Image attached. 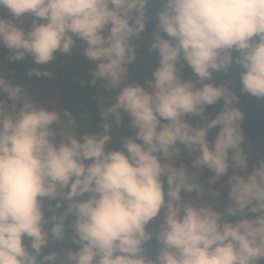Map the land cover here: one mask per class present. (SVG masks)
I'll use <instances>...</instances> for the list:
<instances>
[{"label":"clouds","instance_id":"1","mask_svg":"<svg viewBox=\"0 0 264 264\" xmlns=\"http://www.w3.org/2000/svg\"><path fill=\"white\" fill-rule=\"evenodd\" d=\"M149 2L0 0L11 17L0 16L8 59L46 65L79 40L103 104L101 130L78 133L70 111L0 75V264L264 261V155L253 161L245 150L238 95L213 80L235 64L240 91L264 99V0H161L149 44L158 64L139 82L129 79L132 40L145 29ZM26 14L28 27L16 22ZM218 101L210 117L206 108ZM124 114L134 134L107 148ZM182 153L192 171L178 163ZM221 185L228 202L218 209ZM45 199L66 204L46 217ZM69 215L77 247L45 251L50 238L65 239Z\"/></svg>","mask_w":264,"mask_h":264},{"label":"rangeland","instance_id":"2","mask_svg":"<svg viewBox=\"0 0 264 264\" xmlns=\"http://www.w3.org/2000/svg\"><path fill=\"white\" fill-rule=\"evenodd\" d=\"M161 4V0H150L149 4L146 6V16L149 18L150 13H153V9ZM157 10L155 14L158 12ZM0 16L4 18H11L10 13L6 8H0ZM156 17V16H155ZM31 17L27 14L21 18V20L16 21L21 23L23 26L28 27L31 24ZM147 20V19H146ZM132 42L136 45V61L134 64L129 65V79L142 82L146 77H151V72L154 67L158 64V54L154 50L149 49V44L144 46L139 45L136 37L133 38ZM84 45L81 44L79 40L73 45L71 53H60L57 52L52 61L46 65H36L33 63L30 56H26L23 60H9L8 50L6 48H0V75L5 76V78L24 83L25 87L30 93L35 94L41 101V103H48L49 101L54 102L55 107L58 109H67L73 116L77 117V132L82 133L85 131H100V125L97 128L91 127L90 123L87 122L86 115L82 116V105L80 100L73 96V84H78V87L86 90L89 94L97 99L96 85L89 83L90 72L95 67L94 62L90 61L83 54ZM9 66H13L9 69ZM32 68H42L51 73L50 76L38 78L35 75H29V71ZM9 71H6L8 70ZM239 66L235 65L229 69L227 72L220 71L213 75L214 82L217 83L218 79L222 75H226L229 87L232 88L238 95L237 106H240L244 101H257L264 103V99H257L247 93H242L240 91V80H239ZM181 75L187 78L192 75L191 69L184 65L181 69ZM100 109L103 104L98 102ZM222 101H218L209 116L212 117L220 109ZM103 119V117H102ZM134 129L129 127V117L124 114L119 125L113 124L111 128L112 140L106 145L107 148H117L120 147L119 138L122 136H130L134 134ZM211 138V134L210 137ZM245 150L249 153L253 161H255L259 156L264 155V132L263 134L251 145L245 146ZM191 156L189 160V165L187 166L189 171H192ZM202 172H206L209 175L207 169H202ZM206 184V182H205ZM220 193L218 198H215V204L218 209H222L224 205L228 202L227 188L220 186L218 188ZM191 194H185V198ZM66 202H62L61 208H54L55 201L47 200L44 201L45 216L49 217L53 211L59 212L63 210ZM51 206V207H50ZM154 226V225H153ZM150 226V227H153ZM71 234V231L69 232ZM63 243L64 240H62ZM56 242V240H49V244ZM48 244V246H49ZM47 246V247H48ZM146 251L148 255H154L157 248V242L153 237L150 241L146 242ZM75 249V248H74Z\"/></svg>","mask_w":264,"mask_h":264},{"label":"trees","instance_id":"3","mask_svg":"<svg viewBox=\"0 0 264 264\" xmlns=\"http://www.w3.org/2000/svg\"><path fill=\"white\" fill-rule=\"evenodd\" d=\"M161 4H158L155 9H153V13H150L149 18H147L145 23L144 31L136 37L139 45L144 46L148 44L152 40V32L155 28L156 23V14L155 12L159 10ZM235 55V53H234ZM234 66L231 65L229 69ZM13 66H9V69H12ZM6 70V71H9ZM227 82L226 75H222L217 83ZM74 89L73 96L78 100H80V104L82 105V116L86 115L87 122L90 123L91 127L97 128L102 121V116L100 114L101 109L98 104V100L93 98L89 92L84 89L78 87V84H73ZM214 105L208 106L206 111L208 115L212 111ZM242 111L245 113V120L243 122L244 132L248 138V143L245 146L251 145L254 143L264 132V103L257 102V101H244L243 104L239 106ZM190 156L187 153H182L180 160L178 163H184L185 165H189ZM206 172H202L199 179L202 183H205ZM71 220L72 216L69 215L66 217L65 224H66V236L63 241H56L54 243L49 244V246L45 249V251L49 250H56V251H66L67 249L71 248L74 249L77 246L72 243V241L68 238L70 236L71 231ZM264 264V261L261 262Z\"/></svg>","mask_w":264,"mask_h":264}]
</instances>
